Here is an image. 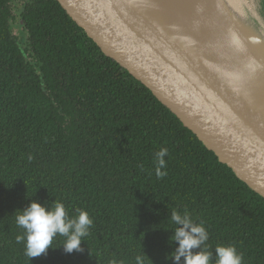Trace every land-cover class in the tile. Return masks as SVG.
<instances>
[{
	"label": "trees",
	"instance_id": "16d2710c",
	"mask_svg": "<svg viewBox=\"0 0 264 264\" xmlns=\"http://www.w3.org/2000/svg\"><path fill=\"white\" fill-rule=\"evenodd\" d=\"M0 0V264H264V197L60 0Z\"/></svg>",
	"mask_w": 264,
	"mask_h": 264
},
{
	"label": "water",
	"instance_id": "95a60500",
	"mask_svg": "<svg viewBox=\"0 0 264 264\" xmlns=\"http://www.w3.org/2000/svg\"><path fill=\"white\" fill-rule=\"evenodd\" d=\"M103 51L264 197L259 0H60Z\"/></svg>",
	"mask_w": 264,
	"mask_h": 264
},
{
	"label": "rangeland",
	"instance_id": "374dc122",
	"mask_svg": "<svg viewBox=\"0 0 264 264\" xmlns=\"http://www.w3.org/2000/svg\"><path fill=\"white\" fill-rule=\"evenodd\" d=\"M261 3H263L264 6V0H259ZM23 0H12L10 3V10L12 14V25H13V30L15 35L18 37V39H23L24 36H26V31L25 29L20 25L22 24L20 22L21 16H20V11L22 7Z\"/></svg>",
	"mask_w": 264,
	"mask_h": 264
},
{
	"label": "flooded vegetation",
	"instance_id": "af4514ba",
	"mask_svg": "<svg viewBox=\"0 0 264 264\" xmlns=\"http://www.w3.org/2000/svg\"><path fill=\"white\" fill-rule=\"evenodd\" d=\"M20 22L22 23V20H20Z\"/></svg>",
	"mask_w": 264,
	"mask_h": 264
}]
</instances>
